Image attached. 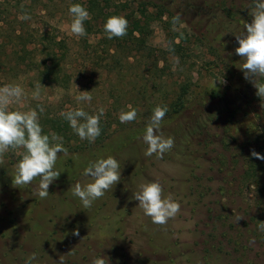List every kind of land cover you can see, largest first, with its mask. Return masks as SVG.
I'll use <instances>...</instances> for the list:
<instances>
[{"label": "rangeland", "instance_id": "374dc122", "mask_svg": "<svg viewBox=\"0 0 264 264\" xmlns=\"http://www.w3.org/2000/svg\"><path fill=\"white\" fill-rule=\"evenodd\" d=\"M8 1L12 8L18 2ZM90 2L26 1L44 10L37 26L65 46L67 89L21 75L14 62V72L0 74V87L24 90L23 102L13 110L62 114L82 108L96 115L103 108L100 121L112 126L111 134L101 145L59 155L55 168L61 174L46 199L36 195L39 178L19 188L12 183L25 150L4 153L0 264H26L33 253L32 264H58L61 258L63 264H92L98 257L108 258V264H264V230L253 234L264 213L255 208L252 189L246 184L241 190L245 158L252 156L246 146L264 138V99L244 78V60L235 53V36L251 23L253 0H94L91 12ZM73 4L90 14L84 27L91 29L83 37L70 34ZM7 8L5 22H13L14 9ZM111 16L125 17L127 31L139 21L143 31L135 36L146 46H132L128 33L121 43L109 39L104 24ZM80 91H89L90 103L77 102ZM129 106L137 117L118 128L119 115ZM157 106L168 109L160 133L174 139L162 159L145 156L143 141ZM108 156L120 163L121 180L84 208L71 186L91 182L82 175L87 164ZM151 182L180 204L166 225L154 224L132 199L139 185ZM77 229L79 237L72 235Z\"/></svg>", "mask_w": 264, "mask_h": 264}, {"label": "clouds", "instance_id": "9594fccd", "mask_svg": "<svg viewBox=\"0 0 264 264\" xmlns=\"http://www.w3.org/2000/svg\"><path fill=\"white\" fill-rule=\"evenodd\" d=\"M253 4L251 23L244 25L243 34L235 36L239 44L235 48V53L244 60L240 66L244 78L256 88V95L262 100L264 98V83L260 81L264 79V0H253ZM69 13L73 17L70 34L77 37L85 36L84 21L90 18L89 12L82 5L73 4L69 8ZM30 18L27 14L21 16L23 20ZM127 29L128 21L123 16H111L104 24V30L109 39L127 35ZM24 97V90L19 85L8 84L0 87V164L4 163L3 155L9 148L24 149L25 154L16 165V174L12 183L16 188H19L29 185L39 178L36 195L41 199H46L49 195L50 185L61 174V171L55 168L58 154L63 153L67 156L68 152L63 147L62 137L52 134L50 138L49 135L43 134L39 115L35 109L29 111L12 109L13 105L21 104ZM38 97L39 89L37 88V91L33 93V98ZM76 100L77 102L90 103L92 96L89 91H80ZM129 109L120 113L121 123H130L136 119L137 110L131 106ZM43 111L44 109L41 107L40 112ZM167 111L166 106H157L153 110L143 135V141L148 145L145 156L155 154L157 158L162 159L163 155L174 146L172 137L165 138L160 133L161 122ZM103 114V108H100L96 115H89L82 108L62 113L80 139H86L89 142H94L100 136L99 125ZM251 155L256 159L264 160V156L255 150H252ZM82 175L85 178H91V182L84 184L77 182L71 186L70 190L74 197L79 198L84 208H90L94 201L102 198L106 191L111 190L114 185L120 182L121 166L114 157L108 156L90 163ZM132 199L139 201V207L142 208L144 214L157 225H166L168 220L174 218L180 211V204L171 196L163 197V188L158 182L139 185V190L133 193ZM259 227L264 230V222H261ZM72 235L79 237V230H73ZM34 260H36L35 253L29 256L26 264H32ZM58 264H63V258L58 261ZM92 264H108V258L107 260L104 257L95 258L92 260Z\"/></svg>", "mask_w": 264, "mask_h": 264}, {"label": "trees", "instance_id": "16d2710c", "mask_svg": "<svg viewBox=\"0 0 264 264\" xmlns=\"http://www.w3.org/2000/svg\"><path fill=\"white\" fill-rule=\"evenodd\" d=\"M26 1L18 0L14 8L10 6L7 0H4L0 4V74L6 76L10 72H14L16 67H21V75L25 77L32 74L36 76L38 82L41 84L67 89L70 83V76L68 74L69 64L67 62L68 57L65 46L63 42H58L55 38L56 36L52 35V33L45 31L39 25L37 26V24L41 23L39 20L43 19L42 12L44 10L37 11L32 6L33 3L26 4ZM94 3V0L90 2V12L97 6ZM7 7L14 9V12L11 14L14 15L13 22H5L10 11ZM24 14H27L31 18L28 20L21 19V16ZM85 29L89 31L91 27L88 25ZM142 31L143 26H141L139 21H134L131 28L127 31L133 38L132 46L135 45L141 48L146 46L145 41L135 36L136 33L141 35ZM116 40L119 43L125 41L123 37H116ZM13 62V65L16 67L10 68ZM16 77L18 79V76ZM260 82L264 83V79H261ZM184 94H186V90L183 91ZM213 96L219 97L218 94H214ZM38 115L43 134L49 135L50 138L52 134L62 137L63 147L67 149L69 155L81 152L95 145H101L108 138L105 134H111L109 129L112 126L107 127L100 121V136L94 142H89L86 139L81 140L62 114L47 111L44 114L39 113ZM116 125H118V128L125 126L120 121ZM246 147H249L250 152L255 150L264 156V138L262 140L257 137L253 142H249ZM59 155H63V153H59ZM245 159L247 160L246 167L241 175V190L247 184L248 188L252 189L255 198V208L264 213V160L256 159L253 156H251L249 161L248 158ZM89 164L90 162L87 164V167ZM254 221L260 223L262 220L256 217ZM258 227L259 225L253 231L254 235H259Z\"/></svg>", "mask_w": 264, "mask_h": 264}]
</instances>
